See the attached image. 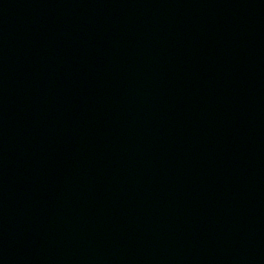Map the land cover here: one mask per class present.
<instances>
[{"label": "water", "instance_id": "95a60500", "mask_svg": "<svg viewBox=\"0 0 264 264\" xmlns=\"http://www.w3.org/2000/svg\"><path fill=\"white\" fill-rule=\"evenodd\" d=\"M0 264H264V0H0Z\"/></svg>", "mask_w": 264, "mask_h": 264}]
</instances>
